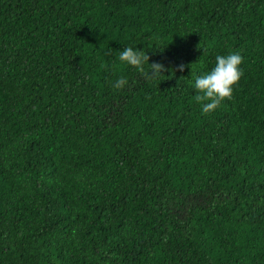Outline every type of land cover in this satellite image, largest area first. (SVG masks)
<instances>
[{"label":"trees","instance_id":"16d2710c","mask_svg":"<svg viewBox=\"0 0 264 264\" xmlns=\"http://www.w3.org/2000/svg\"><path fill=\"white\" fill-rule=\"evenodd\" d=\"M0 264H264V0H0Z\"/></svg>","mask_w":264,"mask_h":264},{"label":"clouds","instance_id":"9594fccd","mask_svg":"<svg viewBox=\"0 0 264 264\" xmlns=\"http://www.w3.org/2000/svg\"><path fill=\"white\" fill-rule=\"evenodd\" d=\"M117 56L120 62L134 67L137 72L149 79L158 78L165 69V65L161 62H149V54L146 55L132 44H126L124 48L118 50ZM242 61L243 56L239 51L217 54L215 64L210 70L195 75L194 87L199 90L195 100L200 103L203 113L214 111L223 99L232 97L234 85L243 74ZM146 62H148L147 67ZM179 67L182 70L185 65L181 64ZM127 83L128 77L119 75L112 86L121 89Z\"/></svg>","mask_w":264,"mask_h":264}]
</instances>
